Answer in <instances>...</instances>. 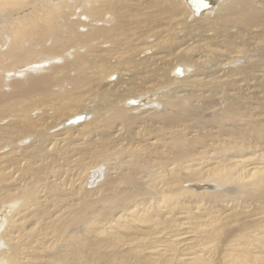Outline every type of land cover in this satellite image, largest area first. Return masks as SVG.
Here are the masks:
<instances>
[{"label": "bare ground", "instance_id": "6f19581e", "mask_svg": "<svg viewBox=\"0 0 264 264\" xmlns=\"http://www.w3.org/2000/svg\"><path fill=\"white\" fill-rule=\"evenodd\" d=\"M204 1L196 13L193 0H0V214L12 211L9 232L0 222V264H264V219L250 231L257 214L234 212L253 200L264 215V0ZM152 17L169 22L170 36ZM72 45L87 55L51 57ZM137 110L165 129L143 147L120 125ZM77 113L88 118L71 122ZM208 114L228 122L215 140L203 130L197 142L210 141L197 148L186 131ZM58 124L93 133L61 136ZM54 140L80 156L54 160ZM109 153L119 163L103 190L86 188L89 166L78 174L72 161L96 166ZM49 157L69 171L59 183ZM191 206H201L198 229L178 222Z\"/></svg>", "mask_w": 264, "mask_h": 264}, {"label": "rangeland", "instance_id": "374dc122", "mask_svg": "<svg viewBox=\"0 0 264 264\" xmlns=\"http://www.w3.org/2000/svg\"><path fill=\"white\" fill-rule=\"evenodd\" d=\"M254 1V0H253ZM187 6L189 7V9H190V11H192L191 10V6H190V4H188L187 3ZM81 8H83V14H84V16L86 15V9H88L89 8V6H87V7H85L84 5H82L81 6ZM214 10H211V11H208L210 14H211V12H213ZM207 12V13H208ZM194 14V13H193ZM194 17V16H193ZM152 19H153V23L156 25V26H158V25H161V28L164 30V33H165V35L166 36H170V29H169V22H167V21H165L164 20V18H162V19H158L157 17H152ZM214 24L215 25H217V22H214ZM213 24V25H214ZM129 32H130V34L132 33V30L131 29H129ZM180 34H183V32H181ZM152 38V41L154 40V38L153 37H151ZM151 38H149V42H152V41H150L151 40ZM51 43H52V41L50 40V39H48L47 41H46V43H45V46H47V47H49L50 45H51ZM238 44L239 45H242V42H238ZM109 44H104V46H108ZM70 50H72L73 52H78V53H82V54H85V55H87V51L85 50V48L84 47H81V46H75V45H72V46H70V48L69 49H67V50H65L62 54H59V55H56V56H51V57H56L58 60H59V63L60 62H62L66 57H68L69 56V51ZM153 50V49H152ZM151 53L152 51H151V49H146L145 50V53ZM184 67V66H183ZM187 67V66H186ZM192 72V71H191ZM190 72V73H191ZM172 74H174V72H172ZM113 75V74H112ZM111 75V76H112ZM163 92H166L165 90L163 91ZM141 97H143V96H141ZM141 97H139V98H141ZM132 99H135V98H132ZM132 99H130V100H132ZM129 102V101H128ZM254 101H252L251 103H253ZM254 104V103H253ZM263 104H264V102H263ZM156 108V111H157V109H158V111H157V113H161L162 112V110H161V108L159 109V108H157V107H155ZM145 109V108H144ZM139 111L140 110H137V111H134L133 112V115H134V117H135V120H134V117H133V119H130V121H127L126 122V124H124V125H122V124H120L121 125V128H122V131H124L126 134L128 133V135H129V133L131 132V134H130V137L132 138V142H134V144L135 145H138L137 143H141V146L140 147H143L144 146V144H145V146H146V143L148 142L147 141V139L151 136H157V137H161V135L163 134V132L165 131V129L163 128V125H162V123H159L158 121H152L153 119H151L150 118V120H143L144 118H143V116L142 115H144V114H139ZM142 111V110H141ZM254 112V111H253ZM261 113V111H256V113ZM79 113H77V115L75 114V115H73L72 117H70L69 119H71V118H74V117H76V116H80V115H82V116H86V118L85 119H87L88 118V116H87V113L84 115V113L83 114H80V115H78ZM132 115V116H133ZM207 117V118H206ZM201 116V117H199V115H197V117H194V118H199V119H195V121L193 122V120L194 119H192L191 120V127L189 128V129H187V133H188V131L190 132L189 134H188V137H190V138H192L191 140L192 141H194V144L196 145V147L198 148L199 146L198 145H200L201 144V142L202 141H200V144H199V142H197L198 140H199V137L201 138V137H203V136H205L206 135V133H208L207 134V138L208 139H210V140H215L216 138H214V134H218V133H220L221 131H222V126H225L224 124L225 123H227L228 121H226V122H223V124L222 123H219V122H217L216 120H214V117L213 116H211L210 114H208L207 116ZM211 117H213V119H211ZM142 119V120H141ZM202 119V120H201ZM138 120H140L139 122H137ZM154 120H156V119H154ZM200 120V121H199ZM208 120V121H207ZM143 121V122H142ZM146 121V122H145ZM202 121H206V122H202ZM147 122H149V123H147ZM158 123V124H157ZM195 123V124H194ZM209 126H204V125H206V124ZM152 124V125H151ZM157 124V125H156ZM193 124H194V127H196V128H194L193 127ZM197 124V125H196ZM222 124V125H221ZM134 125V126H133ZM196 125V126H195ZM212 125H213V129H216V125H219L218 126V128L216 129V131H214V132H212ZM133 126V127H132ZM137 126V127H136ZM149 126V127H148ZM161 126V127H160ZM211 126V127H210ZM58 129H59V131H62V133H63V135H61V136H72L73 138H75V139H79L80 138V131H82V133H83V136H84V139H88V138H90V136H91V134L93 133V132H91V128L90 127H88V126H82V125H80V126H75L74 125V127L72 128V129H68L67 127L66 128H61V126H60V124H58L57 126H56ZM153 127V128H152ZM184 127H188V126H184ZM198 127V128H197ZM203 127V128H202ZM220 127H222V128H220ZM126 128V129H125ZM130 128H132V129H130ZM139 128V129H138ZM147 128V129H146ZM202 128V129H201ZM210 128H211V130H210ZM152 129V130H151ZM160 129L161 130H164V131H160ZM200 130V131H198V130ZM220 129V130H219ZM195 130H197V131H195ZM203 130H205V132L203 131ZM133 131V132H132ZM210 131V132H209ZM97 132V131H96ZM123 132V133H124ZM136 132V133H135ZM152 132V133H151ZM155 132V133H154ZM157 132V133H156ZM202 132H204V135H203V133ZM151 133V134H150ZM159 133V134H158ZM146 134V135H145ZM150 136H149V135ZM156 134V135H155ZM195 135V137H196V141H195V137H194V135ZM217 134L215 135L216 137H217ZM142 135H143V137H142ZM146 137H145V136ZM193 135V136H192ZM200 135V136H199ZM212 135H213V138H212ZM219 135V134H218ZM149 136V137H148ZM199 136V137H198ZM198 137V138H197ZM33 140V137L32 136H27V137H24L23 138V142H24V140ZM134 139H136V142H135V140ZM134 140V141H133ZM210 140H203V142L205 141V142H208V141H210ZM140 141V142H139ZM142 141H143V143H142ZM147 141V142H146ZM202 142V143H203ZM204 142V143H205ZM75 143H76V141H72V146H74L75 145ZM197 143H198V145H197ZM203 143V144H204ZM55 145V140L54 141H52L49 145ZM191 145L190 147L193 149L194 148V146L195 145ZM203 144H201V145H203ZM49 145H48V147H49ZM143 145V146H142ZM215 145H216V143H215ZM193 146V147H192ZM63 147V145H61V144H56L55 145V149L57 150L56 151V153H52V158L54 159V160H58V159H60L62 156H67V155H69L70 153H73V152H75L73 155H71L70 156V159L71 160H76L79 156H80V153L78 152V151H76L75 149L74 150H72L69 154H67V155H62L61 154V152H62V150H61V148ZM141 149V148H140ZM194 149H196V148H194ZM110 154V159L109 160H104V161H102V160H100V159H96L97 161V165L95 166V164L92 166V164H93V161L91 160V159H89V158H87L85 161H84V163H80V162H75V161H72V163H74V167H75V171H76V173H80L81 172V170H82V168H84L85 166H89V170H90V172L88 173V177L90 178V179H92L91 181H93L92 183L91 182H87L86 184H85V187L87 188V187H91L92 185L94 186H92L93 188H95L96 187V189H99V190H103V185H104V182H102L103 180H105V174H104V171L106 170V168L107 167H112L113 165H115V164H117V163H119V161L116 159V157L114 156V154H112V153H109ZM86 155H88V153L86 154ZM80 159V158H79ZM51 158L49 157V159H48V161H46V164H47V166H49V164H52L49 168H50V170L53 168V167H55L56 168V172H55V174L57 175L58 174V176H56V178H55V176L53 175V177H51V180L53 179V182L54 183H56V181H58V183H59V181L60 180H58V177H60V176H62V174H66L65 172H67L68 170H65L67 167L66 166H63L64 167V169H63V167H61L63 170H60L61 168H59L58 166L60 165V163L58 164V161H56L55 163L56 164H58V165H56L55 163H51ZM47 166L45 167V174H49V173H51L50 172V170H49V168H47ZM100 167V168H99ZM69 169H71V167H68ZM96 168H98V169H96ZM58 169V170H57ZM91 170L92 171H94V172H91ZM59 172V173H58ZM69 172V171H68ZM93 173H94V175H93ZM42 173H40V175H41ZM103 174V175H102ZM90 175H93V176H90ZM56 179V180H55ZM48 183V180H42V183ZM202 188H204V189H198L199 191H204V190H215V189H213V188H207L206 189V186H201ZM201 187H199V188H201ZM193 188V187H192ZM90 198H94V197H90ZM264 199V197L262 198V200ZM236 203V202H235ZM260 202L259 201H253V200H249V201H247V203H241V204H238L237 206H235V208H234V212L236 213L237 211H242V210H245L246 211V213H251V214H257V215H255V216H252V219L253 218H255V217H258V219L255 221V223H253V224H251L250 226H248V230H252L253 228H254V226L255 225H260V222H261V220H262V218L264 219V215H262L261 216V214L260 213H258L257 211H259V210H261L260 209ZM12 206V205H11ZM146 206V205H145ZM201 207V206H200ZM196 208V206H191V207H189V208H187L184 212H179V214H178V222H179V224L182 222V221H186L187 222V225L188 226H190V227H192V228H194V229H198V228H200V227H198L196 224H195V222H194V220H193V216L194 215H196V214H198L200 211H201V208ZM230 207V206H229ZM237 208V209H236ZM2 209V208H1ZM0 209V210H1ZM8 209V208H7ZM250 209V210H249ZM162 210H163V215L166 217V220H167V224H166V226H165V228L167 229V230H169L170 232H171V230L175 227V225H176V221H174L173 219H172V215H171V213L169 212V209L167 208V207H165V206H163L162 207ZM195 211V213H191V216H192V218H189V219H187V217H188V215L190 214V212L191 211ZM7 211V210H6ZM5 211V212H6ZM10 211V209L8 210V212H4L5 214H3V215H1L0 214V222L2 221V218L3 217H5L6 215H8V214H10V213H12V211L11 212H9ZM231 212H233V211H231ZM233 212V213H234ZM220 219V218H219ZM218 219V220H219ZM249 219H251V218H249ZM217 220V221H218ZM227 220H225V219H222V220H220V221H218V223H223V222H226ZM3 223H4V226H8V221H6L4 218H3ZM11 221H10V225L8 226V232L12 229V226H11ZM236 225H238V224H236ZM237 227V226H236ZM235 227V225L233 226V228H236ZM1 233H2V229L0 230V235H1ZM222 232H219V233H217V235H216V245L218 246V247H220V246H222V245H224L225 243H226V241L225 240H223V238L221 237V234ZM185 235H188V234H183V235H178V236H175V237H177V244H178V248H179V250H180V252H183V253H186V252H188V251H190V250H192V248H190V245L189 244H184L183 243V241H181V236H185ZM0 238H1V240H0V250L1 249H3L4 247H5V244L3 243V242H5V239H4V236H0ZM213 260H215L216 261V259H213Z\"/></svg>", "mask_w": 264, "mask_h": 264}, {"label": "water", "instance_id": "95a60500", "mask_svg": "<svg viewBox=\"0 0 264 264\" xmlns=\"http://www.w3.org/2000/svg\"><path fill=\"white\" fill-rule=\"evenodd\" d=\"M194 2V10L196 13H200L203 9L208 7V2L204 1V0H193ZM82 116H76L74 118H72L70 121L74 122V121H79L81 120Z\"/></svg>", "mask_w": 264, "mask_h": 264}]
</instances>
